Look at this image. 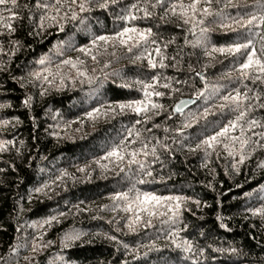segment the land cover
Returning a JSON list of instances; mask_svg holds the SVG:
<instances>
[{
	"label": "trees",
	"instance_id": "trees-1",
	"mask_svg": "<svg viewBox=\"0 0 264 264\" xmlns=\"http://www.w3.org/2000/svg\"><path fill=\"white\" fill-rule=\"evenodd\" d=\"M36 2L19 0L21 5L29 7ZM103 2L97 0L91 5V13H80V16L89 17L91 33L111 35L123 26L124 22L116 20L120 9L134 0H122L107 10L99 8V3ZM178 2L171 0V3ZM231 2L242 5L251 4L252 0ZM222 6L213 4L214 9ZM73 8L79 12L78 7ZM149 11L154 15L133 24L152 29L154 35L150 39L156 43L149 44L148 49L159 61L154 49L160 47L166 57L164 63L168 65L165 68H150L146 58L136 60L141 50L129 53L120 45H109L107 52L98 55L96 60L81 53L78 49L89 45L92 36L81 30L78 21L71 20L67 7L62 8L61 16L67 12L68 18L59 21L64 24L63 32L58 25L48 27L47 22L41 30L39 13H32L30 21L29 10L21 7V19L13 22L16 31L11 36L6 32L0 35L5 49L0 53V104L11 105L0 108V120L11 121L7 126L0 125V140L13 141L6 151L0 152V257H4L0 264H124L125 261L128 264H264V220L248 211L264 204L261 199L264 197V168L258 167V162L264 160V149H258L240 165L239 172L231 167L235 160L228 156L222 144H217L214 150L208 149L210 155L207 156L203 147L192 150L234 119L227 111H220L219 106L224 101L219 97L207 101L204 97L197 98V93L204 91L205 82L226 85L219 96L229 91L234 93L236 88L243 93L246 90L243 84L254 92L257 89L264 92V85L230 79L238 75L235 70L238 65H233L232 58L219 53L213 57L205 55L202 47L185 43L186 39L194 41L196 38L188 31L190 24H183L170 12L165 16L163 7H149ZM228 11L235 15L238 9ZM211 20L209 17L199 26L210 29L209 49L232 43L235 34ZM10 41L20 42L14 55ZM256 46L259 48V42ZM103 48L101 45L93 54ZM45 56L52 60L53 73L57 72L56 64L64 59L79 58L84 63L77 68L60 63V75L50 76L51 84L41 83L35 81L32 73L49 66L38 63ZM114 72L119 75H112ZM157 74L162 78L156 90L165 95L153 97L163 108L149 112L150 120L145 122L144 115L119 112L102 114L96 120L86 118V113L94 108H101L103 113L118 101L141 99L142 93L118 85L137 78L151 82V76ZM90 78L92 83H89ZM169 82L171 88L160 86ZM29 96L31 104L25 106L23 101ZM188 98L195 99V103L184 112H175V106ZM205 107L215 115L210 114L206 120L198 122L193 120L190 114L199 116ZM254 115L264 117V109H257ZM136 120L141 123L136 124ZM185 123L191 127L184 128ZM129 129H133L131 136ZM137 131L139 138L135 135ZM233 135H238V131ZM122 141L126 148L123 160L102 159ZM144 144H147L144 149L149 153L147 156L139 151ZM152 147L156 148L155 157L151 155ZM132 151H137L136 159L144 162L143 172L136 164L131 165L129 171L128 161L132 157L128 153ZM97 160L107 168L97 165ZM80 168L86 170L81 172ZM147 171L152 175H145ZM65 172L68 175H64ZM140 179L148 183H136ZM134 183L142 191L200 201L199 205L192 201L183 203L178 225L171 226L180 231L177 243L191 242V252L177 248L166 235L170 226L160 224V219L166 217L153 218L152 227L140 224L135 233L129 232L126 217L131 213L113 211L110 197L127 191ZM45 184L49 186L44 188ZM37 188L43 191L36 192ZM245 193L252 195L245 196ZM53 216L57 220L51 225L43 224ZM222 223L227 228L221 227ZM117 228L120 231H116ZM73 229L86 235L65 248L63 236ZM108 235L128 243L129 249L107 239ZM33 243L41 247L33 251ZM231 248L237 251L233 253Z\"/></svg>",
	"mask_w": 264,
	"mask_h": 264
},
{
	"label": "snow or ice",
	"instance_id": "snow-or-ice-1",
	"mask_svg": "<svg viewBox=\"0 0 264 264\" xmlns=\"http://www.w3.org/2000/svg\"><path fill=\"white\" fill-rule=\"evenodd\" d=\"M122 0H104L103 3H99V8L107 10L110 5H118ZM97 3V0H37L36 4L32 7H29L28 4L21 5L19 0H0V35H4L5 32L8 36H11L16 29L13 27V22L21 19L20 9L21 7L29 10L31 21L32 13H39V23L38 27L43 30L45 28L46 22L48 27L53 25H58L61 32L64 31V24L60 23L61 19H67V12L61 16V10L64 7H67L71 12V20L78 21L81 26V30L91 34L92 39L90 44L87 46L80 47L78 50L85 55L91 56L93 60L97 59L98 55H103L107 52V47L112 45L124 46L127 48L129 53H132L134 49L141 50L140 54L136 56V60L147 59L148 66L152 69L157 67L165 68L168 65L164 63L166 57L161 51L160 47L157 46L154 51L156 56L160 57L159 61L155 60L152 57L151 52L148 49L149 44H155L153 37L154 33L151 28H140L133 24L134 21L142 20L149 18L154 15L153 12L149 11V7L155 9L157 7L165 8V16L170 12L172 16H176L183 21L185 25H191L188 28V31L191 32L196 38L194 41L185 40V43H191L193 47H202L205 51V55L213 57L214 54L219 53L226 57H230L233 65H238L236 67V72L238 75L235 78L230 76V79H235L237 82L251 81L253 85H264V0H252L251 4H233L231 0H190L189 3H185L184 0H179L178 3H171V0H134L133 3L127 5L124 8L120 9V14L116 16V20L122 21L123 26L119 30H115L113 34H103L96 35L91 33V27L88 23V16H80V13H91V5ZM221 5L217 9L213 8V4ZM78 7L79 12L73 8V6ZM238 9L235 15L228 9ZM138 12H142L143 15H137ZM198 16L200 18H198ZM211 17V23H218L222 29H227L229 32L235 34V39L232 43L223 45V46H211L209 49L208 46V33L210 29L207 27H199L204 25L208 18ZM198 30V34H197ZM31 34V33H30ZM257 42H259V48H257ZM13 46L12 55L15 54V51L19 50L20 42L19 41H10ZM103 45V51H97L96 54H93L94 50L99 49ZM167 47V44L164 45ZM5 51L3 42L0 41V53ZM60 55H63V52L60 51ZM115 55V53H112ZM38 63L42 66L49 65L48 67L42 68L41 71H36L32 73L35 81H40L41 83L47 82L52 83L49 80V77L60 75V63L64 65H70L72 68H77L78 64H83L84 61L77 58L75 61L71 58L64 59L60 63L56 64L57 72L53 73L50 65L52 60L45 56L41 58ZM108 65L105 64V67ZM47 73V74H45ZM83 74V73H80ZM112 75H119V73H112ZM198 76H201V79L204 77L198 72ZM161 76L159 74L151 76V82H148L146 79H135L134 81L121 83L118 87L134 89L142 93L141 99H130L127 101H118L115 105H109L107 111H101V108H94L92 111L86 113V118L90 120H96L100 115H107L108 112L120 114L126 113H135L137 115H144L146 120H150L152 117L147 114L153 110L162 109L163 105L153 101V97H160L165 95V93L156 90L157 85L160 83ZM169 81L171 78H164ZM92 79H89V83H92ZM61 83H63V78L61 77ZM103 84V81H100V85ZM98 85V86H100ZM163 88H171V83H164L160 85ZM226 85L218 83H208L204 84V91L197 93V98L204 97L205 100H211L215 97H219L224 101L219 107L221 112L227 111L229 114L234 116V119H230L219 128V131H216L214 135L207 136L199 144L196 145V149L193 151L201 149L203 147L206 156L210 155L208 149H215L217 144H222L223 148L227 151L229 157H232L235 162L232 163L231 167L239 172L240 165L245 164L258 149H264V117L257 118L254 113L257 109H264V103H261L262 98H264V92L257 89L255 92L247 84H243V87L246 89L241 93L239 88L229 91L227 95L219 96L221 89L225 88ZM178 91V89H173ZM47 91V90H45ZM249 93H252L249 95ZM44 94L43 92L41 93ZM32 97H27L23 103L25 106H30ZM189 103H194V101H185L181 100L179 104L175 106V112H183V107ZM11 107L10 104H0V108ZM158 114V113H157ZM215 113H210V109L205 107L204 111L196 116L192 115L193 120L199 121L201 119H207V117ZM11 123L9 120H0V125L7 126ZM17 123L19 120L17 119ZM136 124H140L141 120H136ZM216 122L213 121V124ZM159 127V125H155ZM191 127V124L185 123L184 128ZM134 128V125H133ZM259 129V131H257ZM78 131V129H77ZM167 131V129H165ZM238 131V135H233ZM55 134V133H54ZM133 134V129L128 130V135ZM135 135L139 138L140 133L137 131ZM255 138V139H254ZM227 141V142H225ZM13 144V141H4L0 140V152L6 151L7 146ZM237 145L239 147H237ZM166 147V146H165ZM147 148V144H144L143 147L139 150L143 152L145 156L149 155L144 149ZM124 151H126L124 142L122 141L119 145H116L112 148L111 151L107 153L102 159L115 158L117 160L124 159ZM132 159L128 161L129 171H131V165H138L139 169L143 172L145 169V164L143 161L136 159L138 152L132 151L128 153ZM151 155L157 156L156 148L152 147ZM238 157V160L235 158ZM158 158V157H157ZM97 165L101 168H107V165L100 164V161H95ZM258 167L264 168V160L258 162ZM85 168H80L79 171L84 172ZM2 171V170H0ZM123 172L124 169L122 168ZM147 176H151V171L144 173ZM68 175V173H64ZM61 179V177H57ZM139 184L148 183L143 179L136 181ZM136 183L127 191L117 192L112 195L110 198L113 201L112 210H121L125 213H131L130 216L126 217L127 228L129 232L135 233L137 231L136 226L143 224V227L148 228L153 226V218H162L160 219L161 225H169L170 227L166 231L173 244L177 248H181L184 251L191 252L193 246L191 242L187 240H181L180 243H177V238L180 236V231L178 229L174 230L171 226L178 225L181 218V208L182 204L188 201L199 205V200H192L191 197H185L181 195H158L155 192L142 191L136 187ZM49 185L45 184L44 188H47ZM264 187V186H262ZM36 192H42L43 188L35 189ZM245 196H251L252 193H245ZM264 200V197H261ZM104 207H108L105 205ZM253 216H260L264 220V204L261 207L256 209H249ZM63 215V213H61ZM218 219H223L218 217ZM57 220L55 216L50 219L43 221V224L51 225L53 221ZM58 222V221H57ZM34 227H40L42 225H33ZM221 227L227 228L226 224H221ZM120 231V229H116ZM86 235L81 231L73 229L71 232H66L63 236L64 247H70L71 242L79 241L82 236ZM42 240L43 237L41 236ZM107 239L117 242L120 244L123 249L128 250L129 244L120 241L117 236L108 235ZM90 242V241H89ZM49 244L51 241L48 242ZM46 247L47 245H42ZM41 245L33 243V251H36ZM13 252L16 251L15 248L12 249ZM135 251V249H132ZM218 251H224V249H218ZM231 252L235 253L237 249L231 248ZM147 255V253H145ZM4 257H0V260H3ZM63 260V257H60ZM124 264H128L127 261Z\"/></svg>",
	"mask_w": 264,
	"mask_h": 264
},
{
	"label": "water",
	"instance_id": "water-1",
	"mask_svg": "<svg viewBox=\"0 0 264 264\" xmlns=\"http://www.w3.org/2000/svg\"><path fill=\"white\" fill-rule=\"evenodd\" d=\"M183 100H185V101H194V103H195V99H193V98H191V99H183ZM194 103H189V104H187L186 106H184L183 107V112L185 111V110H187L189 107H191ZM179 104V103H178Z\"/></svg>",
	"mask_w": 264,
	"mask_h": 264
},
{
	"label": "rangeland",
	"instance_id": "rangeland-1",
	"mask_svg": "<svg viewBox=\"0 0 264 264\" xmlns=\"http://www.w3.org/2000/svg\"><path fill=\"white\" fill-rule=\"evenodd\" d=\"M88 77H90V76H88ZM88 77H87V78H88Z\"/></svg>",
	"mask_w": 264,
	"mask_h": 264
}]
</instances>
